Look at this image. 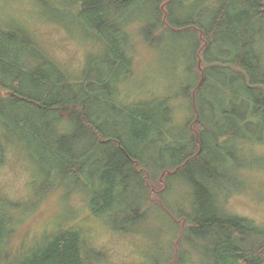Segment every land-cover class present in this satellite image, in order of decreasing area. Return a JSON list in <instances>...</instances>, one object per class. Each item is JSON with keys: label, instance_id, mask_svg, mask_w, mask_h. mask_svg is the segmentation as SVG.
Returning a JSON list of instances; mask_svg holds the SVG:
<instances>
[{"label": "trees", "instance_id": "obj_1", "mask_svg": "<svg viewBox=\"0 0 264 264\" xmlns=\"http://www.w3.org/2000/svg\"><path fill=\"white\" fill-rule=\"evenodd\" d=\"M145 1L67 0L66 14L73 13L77 27L110 53V74L104 79H93L91 67L76 77L23 30L24 35L17 26L12 30L0 22V162L9 152L36 169L33 177L44 173L49 179L38 183L36 198L70 185L71 192L89 193L93 216H123L132 224L147 202L141 171L155 176L149 168L154 157L166 183L193 164L210 179L229 170L227 147L239 156V141L264 144V0H154L156 7L146 11L139 34L148 44L157 47L168 37L177 43L184 34L195 41L196 79L184 93L194 114V134L186 142L170 143L164 138L172 115L166 101L122 104L117 99V81L134 73L126 24L141 15ZM175 6L186 15L180 22L171 21ZM167 156L173 164L166 165ZM95 167L100 169L92 175ZM192 183L201 216L186 218L191 226L182 235L175 264H194L183 245L200 250L198 235L212 245L203 264H264V226L234 216L225 219L223 189ZM35 205L0 196V264H11L10 256L24 247L27 240L13 250L11 239L21 217ZM39 244L13 264H95L82 236L61 232Z\"/></svg>", "mask_w": 264, "mask_h": 264}, {"label": "rangeland", "instance_id": "obj_2", "mask_svg": "<svg viewBox=\"0 0 264 264\" xmlns=\"http://www.w3.org/2000/svg\"><path fill=\"white\" fill-rule=\"evenodd\" d=\"M66 2L0 0V22L12 30L17 27L23 30L56 63L76 77L80 76L84 67H91L89 75L93 79H104L105 75L110 74L106 65L111 61L110 53L77 27L80 25L75 15L66 14ZM142 5L146 6H141L138 11L141 15L131 16L126 24L127 32L131 34L134 73L126 80L117 81V99L122 104L166 101L172 115L165 128V142H186L189 133L194 134L195 125L190 99L184 97L186 87L194 84L196 79L193 67L194 37L184 34L177 43L168 37L165 43L157 47L148 44L145 42L147 38L143 33L139 34V30L145 23L146 11H152L156 4L154 0H148ZM184 18L186 15L180 14L175 6L171 21L180 22ZM195 70L199 72L198 67ZM157 147L162 148V144ZM238 152L241 156L232 147L225 150L224 154L230 155L231 159L227 160L229 170L226 169L224 174L207 179L193 164L179 170L168 179V183L165 175L159 174V164L154 157L149 168L155 176L141 171L147 202L141 208V218L132 224L123 216L119 219L110 214L93 216L89 193L82 190L71 192L70 185L64 186L63 191H53L36 198L34 193L38 183L46 182L49 178L43 172L42 176L33 177L36 169L25 164L20 156L8 152L4 161L0 162V196L20 205L36 203L33 210L21 217L10 247L15 250L27 241L8 261L13 264L27 258L45 237L57 236L62 232L82 236L87 241L85 248L94 257L95 264H175L182 235L191 226L186 218L201 216L192 181L210 185L213 189H223L220 203L225 219H233L234 216L264 226V144L239 141ZM104 159H107L106 154ZM172 162V157L167 156L166 165ZM99 169L95 167L90 173L96 174ZM68 190L70 195L62 198ZM121 224L123 226H119ZM190 237L193 236L189 235L188 239ZM197 237L202 246L200 250L191 249L185 243L183 252L190 253L194 264H203L204 259H209L212 245H208V239Z\"/></svg>", "mask_w": 264, "mask_h": 264}, {"label": "water", "instance_id": "obj_3", "mask_svg": "<svg viewBox=\"0 0 264 264\" xmlns=\"http://www.w3.org/2000/svg\"><path fill=\"white\" fill-rule=\"evenodd\" d=\"M170 0H168V2H169ZM167 4V3H166ZM166 4H164L163 6H161V9L164 11V7H165V5ZM164 17H166V13H165V11H164ZM165 19V18H164ZM199 38H200V40H202V33L201 32H199ZM206 46V43H203V47H205ZM202 47V48H203ZM199 53L200 52H198V64H199V66H200V64H201V62H202V60H201V58L199 57ZM247 85H248V83H247ZM249 86V85H248ZM259 87V86H258Z\"/></svg>", "mask_w": 264, "mask_h": 264}]
</instances>
